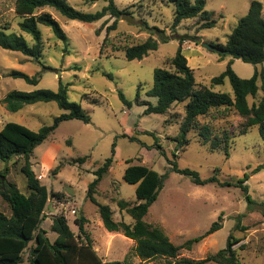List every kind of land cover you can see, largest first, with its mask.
I'll use <instances>...</instances> for the list:
<instances>
[{
  "label": "rangeland",
  "instance_id": "obj_1",
  "mask_svg": "<svg viewBox=\"0 0 264 264\" xmlns=\"http://www.w3.org/2000/svg\"><path fill=\"white\" fill-rule=\"evenodd\" d=\"M14 1L0 0V24L9 22L17 30ZM66 1L74 9L85 13H95L106 5L103 0ZM194 1L190 0L192 3ZM252 1L262 4L264 16V0H205L206 11L213 12L212 19L217 21L215 28L205 30H199V19L182 21L173 28L174 5L167 0H114L117 9L133 19L132 24L121 19L122 16H106L95 23H81L68 20L53 9H46L63 29L68 39L67 46L58 41L49 28L41 26V64L20 53L0 48V99L11 91L43 89L56 92L61 83L68 86V100L80 104L90 116L88 124L78 120L61 122L30 157L31 169L47 188L48 194L55 192L64 195L61 201L48 199L45 217L39 226L50 242L56 238L50 228L53 217L63 215L70 229L77 234L73 222L83 215L87 219L84 228L92 240L94 251L103 262L175 264L181 258L203 260L224 249L228 236L232 235L234 239L241 240L233 246L241 264H264V169L253 173L258 165L264 163V144L257 128L235 137L242 120L235 114L219 118L216 117L218 113L213 112V129H225L235 137L228 156L219 151L210 152L206 146L198 143L197 131L188 135L189 143L185 151L176 152L173 139L184 117V103L173 105L164 115H144L145 107L134 103L139 90L140 102L155 104L154 98L146 96L153 84V71L157 68L170 69V60L179 48V38L185 36L187 40L181 45L182 54L194 71L196 89L212 88L211 79L225 71L229 62L233 72L241 79L251 78L255 69L264 74V64L253 66L230 57L219 60L216 52L202 46L224 45L238 20L247 14ZM113 26L115 29L106 35L107 28ZM165 37L168 40L161 42V38ZM105 38L107 41L101 47ZM148 38L158 42V49L140 61L126 60L125 48L139 45ZM10 70L29 76L37 74L39 82L34 86L21 79L6 77ZM212 90L232 94L228 81ZM119 92L131 104L130 107L120 100ZM260 95L259 90L255 99L248 98V103L257 101ZM63 113L66 112L54 102L27 105L15 113L0 105V130L5 123L12 122L38 131L42 126L51 125L54 118ZM208 119L207 116L200 122L205 123ZM143 132L152 133L157 138L165 156L156 149H146L139 143L122 138L123 135L134 136L145 146H152L155 141L153 136L143 135ZM113 144V162L94 197L97 203L110 207L114 221L132 224L131 218L125 212H120L116 205L119 200L128 202L130 206L137 203L136 186L123 181L126 161L132 160L131 164H142L158 174L168 173L164 187L149 208L145 221L162 227L174 245L180 246L187 240L203 235L216 221L221 228L194 244L190 251L180 250L174 260H141L134 252L135 243L132 240L104 229L95 205L86 197L88 185L95 179L93 172L111 157ZM174 154L178 156L176 159L173 158ZM82 157H87L83 164H68ZM169 161H175L179 169L196 171L201 179L215 176L219 182L235 184L247 175L245 184L255 205L248 207L241 190L233 186L194 185L188 177L172 173ZM22 163V159L16 158L7 163L0 162V182H9L27 195L26 180L20 170ZM59 165H62L61 169L54 174ZM5 168L7 171L4 174ZM0 212L10 215L8 204L1 196ZM244 227L247 230L241 231ZM242 245L244 248L240 250ZM33 246L34 241L25 250L24 261Z\"/></svg>",
  "mask_w": 264,
  "mask_h": 264
},
{
  "label": "trees",
  "instance_id": "obj_2",
  "mask_svg": "<svg viewBox=\"0 0 264 264\" xmlns=\"http://www.w3.org/2000/svg\"><path fill=\"white\" fill-rule=\"evenodd\" d=\"M103 1L106 5L100 11L85 13L71 7L66 0H15L13 11L15 18H18L17 30L9 22L0 24V48L20 53L34 63L41 64L40 60L43 56L41 26L49 28L53 36L65 46L68 43L63 29L46 9H53L68 20L87 24L98 22L106 16L118 18L123 15V12L115 6L114 0ZM167 1L174 5L173 28L182 21L191 19L200 20L199 30L216 27L217 21L212 19L213 12H208L205 9V0H195L193 3L190 0ZM113 29H115L114 26L107 28L106 35ZM167 40L168 37L161 38V42ZM186 40L187 36L179 38V48L170 60V69L157 68L153 71V84L146 96L154 98L155 104L148 101L140 102L139 90L135 95L134 103L137 106L145 107L144 115H164L173 105L184 103V117L179 125L178 134L173 139L176 152L185 151L189 143L188 135L193 131H197L198 143L206 146L210 152L219 151L226 156H228L230 146L234 143L233 139L245 135L254 127L257 128L259 138L264 144V74H260L255 69L251 78L241 79L233 72L231 62H229L225 71L212 78L210 83L213 88L228 81L232 94L215 92L212 88L206 87L196 89L194 71L188 66L187 59L182 54L181 45ZM106 41L105 38L101 47L105 45ZM191 42L196 43L195 40H191ZM213 47L219 60L230 57L253 66L264 64L262 4L252 1L247 14L238 20L231 34L227 36L226 43L224 45L215 44ZM157 49L158 42L148 38L139 45L125 48L124 56L128 61H140L148 53ZM6 77L21 79L34 86L39 82L37 74L29 76L16 70H10ZM107 77L111 78L110 75ZM258 81L260 82L259 86ZM67 88V85L60 83L56 92L43 89L31 92L11 91L0 99V105L12 113L22 110L27 105L49 102H54L60 110L66 112L54 118L51 125L42 126L38 131H32L23 125L12 122L5 123L0 130V162L7 163L15 158L22 159L20 170L25 177L28 190V194L24 195L15 185L9 182H0V196L8 204L10 210L9 216L0 212V264H124V262L114 261L103 262L98 257L93 249L92 240L84 228L87 219L83 215L78 216L73 222L77 227V234H74L70 229L63 215L53 217L50 227L51 231L56 234L53 242H50L45 236V232L39 228L45 217L44 211L48 199L56 198L61 201L64 195L55 192L48 194L47 188L40 183L31 169L30 157L61 122L78 120L84 124L90 123V116L81 108L80 104L68 100ZM259 90L261 91L260 97L257 101L249 104L248 98L255 99ZM118 95L125 105L131 106L121 92ZM213 112H217L218 116H216L217 114L215 116L221 118L230 114L237 115L242 120L237 136L234 137L231 132L225 129L214 130L212 126L214 116H211ZM207 116L209 117L208 121L201 123L200 119ZM142 134L153 136L154 144L145 146L134 136L123 135L122 138L139 143L146 149H156L162 156H165L157 138L152 133L143 132ZM114 156L115 144L111 148V157L93 172L95 179L88 185L86 197L95 205L104 229L110 233H119L126 239L132 240L135 243L134 252L141 260L150 261L156 258L174 260L179 256L180 250L190 251L194 244L221 228L220 223L216 221L203 235L187 240L180 246L174 245L162 227L148 224L145 221L149 208L157 200L159 192L164 187L168 173L158 174L142 164H131L132 160L126 161L127 167L123 174V181L136 186L137 203L130 206L128 202L119 200L116 204L120 212H125L131 218L132 224L114 221L110 207L97 203L94 197L98 185L111 167ZM177 157L176 154L173 155L174 159ZM86 159L87 157L78 158L68 164H83ZM169 165L172 173L188 177L194 185L216 184L220 187L238 188L245 196L248 207L255 205L248 195V186L245 184L248 180L247 175L235 184H231L219 182L215 176L201 179L196 171L179 169L175 161H169ZM61 167L62 165H59L54 170V174ZM262 169H264V163L258 165L253 173ZM6 171L7 168H5L4 174ZM1 177L2 173L0 172ZM237 226L238 224L235 227L237 228ZM246 230L247 228L244 227L241 231ZM32 241H34V246L30 248L27 260L24 261L23 254ZM240 241L229 235L225 248L215 254L198 261L181 258L175 264H241L236 250L233 248ZM243 248L244 245L239 249Z\"/></svg>",
  "mask_w": 264,
  "mask_h": 264
},
{
  "label": "water",
  "instance_id": "obj_3",
  "mask_svg": "<svg viewBox=\"0 0 264 264\" xmlns=\"http://www.w3.org/2000/svg\"><path fill=\"white\" fill-rule=\"evenodd\" d=\"M121 19L125 20V21H126L127 23H129V24L134 23L133 19H132L130 16L126 15V14H123L122 17H121ZM202 46H203L206 50H209V51H215V48H214L213 46H211V45L203 44Z\"/></svg>",
  "mask_w": 264,
  "mask_h": 264
},
{
  "label": "crops",
  "instance_id": "obj_4",
  "mask_svg": "<svg viewBox=\"0 0 264 264\" xmlns=\"http://www.w3.org/2000/svg\"><path fill=\"white\" fill-rule=\"evenodd\" d=\"M189 47V46H188Z\"/></svg>",
  "mask_w": 264,
  "mask_h": 264
}]
</instances>
